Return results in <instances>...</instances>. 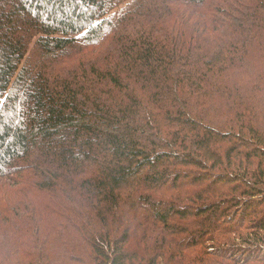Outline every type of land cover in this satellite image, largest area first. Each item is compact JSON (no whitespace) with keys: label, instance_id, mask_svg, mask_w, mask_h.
Here are the masks:
<instances>
[{"label":"trees","instance_id":"16d2710c","mask_svg":"<svg viewBox=\"0 0 264 264\" xmlns=\"http://www.w3.org/2000/svg\"><path fill=\"white\" fill-rule=\"evenodd\" d=\"M60 254L264 264V0H0V264Z\"/></svg>","mask_w":264,"mask_h":264},{"label":"rangeland","instance_id":"374dc122","mask_svg":"<svg viewBox=\"0 0 264 264\" xmlns=\"http://www.w3.org/2000/svg\"><path fill=\"white\" fill-rule=\"evenodd\" d=\"M220 1H224V2H227V1H229V0H220ZM224 11H227V10H224ZM226 12H220L219 14H218V16H216L215 14H206V15H199L198 16V18H193L194 20H198L199 19V21H201V25L200 24H197V26H199V27H202V25L206 22L205 20H208V21H210L211 20V18H219V17H223V15L225 14ZM206 16H208V17H206ZM202 37V36H201ZM203 38V37H202ZM92 56H95V53L94 52H91L89 55H87V57H85V58H83L81 61H83V60H87V59H89V58H91ZM247 210V209H246ZM250 214V213H249ZM14 224H17L18 226H20V227H22V226H25L24 225V223H20V222H17V221H15L14 222ZM53 238V237H52ZM73 247H84V246H82V245H80V244H78L77 243V245H75V246H73ZM87 250H89L88 248H87ZM64 261V259H62V254H60V256H58V258H56V259H54L53 260V262H51V264H60L61 263V261ZM85 264H89V263H85Z\"/></svg>","mask_w":264,"mask_h":264}]
</instances>
